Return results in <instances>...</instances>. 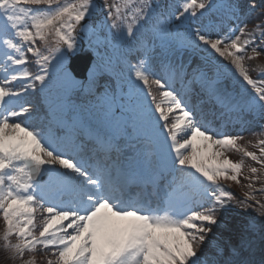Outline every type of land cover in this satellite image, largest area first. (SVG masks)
Returning a JSON list of instances; mask_svg holds the SVG:
<instances>
[{
  "label": "snow or ice",
  "instance_id": "snow-or-ice-1",
  "mask_svg": "<svg viewBox=\"0 0 264 264\" xmlns=\"http://www.w3.org/2000/svg\"><path fill=\"white\" fill-rule=\"evenodd\" d=\"M167 7L165 16L164 5L152 0H0V216L5 224L0 239L13 258L39 248L51 254L46 264H254L245 257L250 237L222 242L214 230L225 226L234 207L233 194L219 182L239 183L243 158L260 165L250 168L249 189L264 172V139L255 145L258 156L239 143L242 135L220 130L233 121L243 123L248 114L264 117V78L254 79L245 64L260 55L264 21L248 31L239 0H180L178 11ZM256 7L250 0L248 11ZM206 12L222 13L235 23L214 34L216 21L195 23L198 13ZM153 17L150 30L160 36L171 35L172 27L187 28L182 47L200 59L170 61L164 77L154 73L146 57L129 62L130 93L100 82L99 65L87 66L86 91L113 133L85 129L70 115L82 105L67 97L61 117L49 106L51 120L68 129L65 137L54 139L35 123L38 110L25 98L37 91V83L40 92L48 87L53 62L66 83L84 85L72 65L81 52V35L95 36L89 46L103 44L107 50L134 39ZM29 53L35 73L21 67ZM131 89L137 98H148L139 113L124 103ZM121 136L156 157L148 175L103 162L102 157L122 151ZM231 151L242 159H230L226 153ZM256 192L264 188L246 192L235 207L251 208L248 201ZM256 203L264 217V204ZM246 231L255 233L256 226ZM24 264H35V257Z\"/></svg>",
  "mask_w": 264,
  "mask_h": 264
},
{
  "label": "rangeland",
  "instance_id": "rangeland-1",
  "mask_svg": "<svg viewBox=\"0 0 264 264\" xmlns=\"http://www.w3.org/2000/svg\"><path fill=\"white\" fill-rule=\"evenodd\" d=\"M171 1L172 0H166L165 3H162V0H152V3L154 5L156 3H160L161 5H164L163 13L165 16H167V14L170 10L167 6L171 4ZM174 1L177 3H180V0H174ZM99 2H100V0H97V3H99ZM239 3H240V7L242 9L241 10L242 14L246 13L245 15H242V19L244 20L245 19L244 17L249 12L248 11V5L250 3V0H239ZM255 3L257 5V7L255 9H259L260 0H255ZM177 5H179V4H177ZM171 10H176V9L174 8V6H172ZM158 11H160V9H158ZM176 11H178V10H176ZM217 17H219V20L223 19V23H226L227 25L228 24L230 25L232 23V21H229L227 18L223 17L222 13H217V12L205 13V15L203 17H199V15H198L199 19H197V20L195 18L194 19H195V23H201L200 20H202V21L217 20ZM100 18L102 19V17H100ZM219 20L217 22H219ZM155 23H156V17H153L151 20H149L147 23H145L144 26L141 27L137 31L135 38L132 39L136 42L138 48L141 47L142 45H143V47L152 46V50H150V51L146 50L147 53H144V55L148 56L147 60H148V63L151 65L152 69L154 66L163 64V62H162V59L164 57L163 54H169L170 53V54L174 55V53H176L177 49L184 48V47H182V41L184 40V34L187 32V28H185V27H181L178 30L175 27H172V34L171 35L162 36L164 39L170 41V43H164L161 45H158L157 42L149 36V33H143L141 39L137 40V35L139 34V31H144L147 28L151 29L152 25ZM175 23H177V22L173 21V24H175ZM231 25H233V23ZM161 27H163V25H161ZM216 27L214 28V32L216 30ZM227 29L225 31H221L219 29L218 32H226ZM252 29L253 28H247L248 31H251ZM81 38H82L81 40L85 41L88 46L90 45V42H92V44L95 45V41H96L95 36L81 35ZM242 39H243V37H242ZM81 40L79 39V43H81L80 42ZM129 42L130 41H125L124 43H117L114 48L111 45H109L107 47V50H105V46L103 44L99 45L98 47H95V46L90 47L89 46L90 48L94 49L95 53L99 57L98 58L99 64H96V65H99V71L102 73L101 76L104 79V81H107L108 83H110L113 86H116L117 84H119L124 93H130V85L127 84L126 79L124 77L126 76L128 79H132V77H133V74H132L129 66L127 64H125V62H126L125 58H124L123 62H121V59H122L121 55L125 53L127 48H130L127 46H123V44H128ZM257 43H260V41L258 40ZM108 48L111 49L112 57H108V53H109ZM258 51L260 52V55L258 57H255L254 59H246L245 64L249 68V72L253 76L258 77V78H264V76H260L261 69H264V45H261L260 48H258ZM247 55L251 56L253 54L249 50ZM104 56H106V57H104ZM190 58L194 62H196L200 59V56L192 54L191 50L187 49V52L184 55V61H188ZM218 59L222 60L225 65L229 64V61L223 60V58H218ZM50 73H51V78L48 82V87L44 90V92L39 91L40 86L37 83V90L40 92L42 98L44 99V102L47 105L48 110H49V106L51 105L53 108H55L57 111H59V109H57V105L60 102H62L65 99V97L70 98V99L76 98L77 101L79 102V104L82 105L85 109L87 108V106L90 105L92 107L95 104V100L93 99V97L90 96L86 91V86H87L88 81L85 80L83 86H81L79 83H76V84L66 83L63 79V73H62L60 67L58 66V64L56 62L52 63L51 68H50ZM120 75H121V77H120ZM254 79H257V78H254ZM77 81L79 82V80H77ZM237 86H239V85H237ZM131 93H132V89H131ZM76 94H77V96H76ZM131 98H132V94H131ZM131 98H129V96H127V95L124 97V103H125L126 107H128V108H130V106H131V104H130ZM89 101H91V103H89ZM92 111H93V113H101L97 107H94V109ZM254 115L257 118V120H255V122L253 121L255 124V126H254L255 129L258 130L262 126L264 129V117H261L258 114H254ZM57 116L61 117L62 114L60 115L58 113ZM50 119H51V116H50ZM50 121H51L50 124L54 127L55 126L57 127V125L62 126L60 123H58L56 121H52V120H50ZM234 122L235 121H233V123ZM241 128H242L241 125L237 126V129H241ZM230 129L231 128H229V131H231ZM48 131L51 132L50 128H48L46 130V132H48ZM221 131L227 133L226 130L222 129ZM101 134H103V133H101ZM229 134H233V133H229ZM250 138L251 137L247 138L249 141V144L252 145V149H250L249 151L255 152L259 156V154H260L259 148L256 147L255 145L257 144V142L259 140L264 139V132L261 136L260 135L258 136L255 134V135H253L252 139H250ZM130 142H131L130 138H127L125 141V143H127V144ZM239 143L241 145H243L241 143V141H239ZM129 147L131 148V145H129ZM233 152H234V154L232 155L231 153H233ZM235 153L237 154L238 152L231 151V152H227L226 155L230 159H232L233 161L238 162L239 160L234 158ZM245 160H247V159L245 158ZM118 161H119V158H112V159H108L105 163H108L111 165L113 162H116V164H118ZM247 161L248 162L250 161L254 165L252 166V165H250V163L243 160L244 166H243L241 175L239 177V181H240L239 183H236V182L230 181V180H221V181L225 182L227 185H229L231 187H235V186L244 187L248 192L255 191L256 189L264 188V182H263L264 181V172H260V173H257V174H259L260 179L256 180L254 182L252 189H249L248 185H249V182H251V180L248 179L249 178L248 176L246 177L244 175L247 174V172L250 168H252V167L260 168V165L256 164L251 159L247 160ZM261 182H263V183L260 184ZM254 187H256V188H254ZM250 201L253 202V200H250ZM256 201H259L261 204H264V192H256L255 193V200L253 202L255 204V207L252 205L251 208H247V209L242 210L243 212H246V219H245L246 222L248 223V225L249 224L255 225L256 231H255V233H249L247 231H246V234L241 233L239 235V239L241 236H248L251 238V240H252L251 252L249 253L246 250L245 251V257L248 259H251L254 262V264H261L262 255H264V253H262V251H261L262 247H264V244L261 243V235L264 234V217L260 216L259 213L257 212L256 209L259 206L257 205ZM225 224H227V220L225 221ZM4 228H5V224H4V222H2V225L0 227V236H2ZM13 243H15V242H13ZM13 257H14V253L10 250H5L4 242L2 239H0V264H7V262H9V264H24V262L26 260H29V258H26V259L22 258L21 259L20 257H16V258H13Z\"/></svg>",
  "mask_w": 264,
  "mask_h": 264
},
{
  "label": "trees",
  "instance_id": "trees-1",
  "mask_svg": "<svg viewBox=\"0 0 264 264\" xmlns=\"http://www.w3.org/2000/svg\"><path fill=\"white\" fill-rule=\"evenodd\" d=\"M257 19H260V14L258 15V18ZM156 90V89H155ZM37 103H38V100L36 101ZM36 103V105H38ZM246 138H243L241 141H242V143L244 144H246V140H245ZM232 155L234 154V152L233 153H231ZM235 157V159H237V160H241V158H240V156H238V154H236L235 153V155H234ZM233 200H236V197L233 195ZM230 213V212H229ZM227 217H230V219L231 220H233V221H231V224H229V225H231L230 227H229V229H228V231H225V230H219V229H215L214 231L215 232H219L220 234H222V235H227L228 237H229V239H233L234 238V234L236 233L235 231L236 230H238V229H240L241 228V225H240V222H238L237 223V221H236V216H235V213H232V214H227ZM0 218H1V216H0ZM38 224H39V222H38ZM0 226H1V219H0ZM46 253H49V252H47V251H45ZM25 254H27V252H25ZM35 255V258H36V261H37V264H46V261H47V259H48V257L45 255V253L44 252H41L40 250H39V248H38V251L34 254ZM54 258V257H53Z\"/></svg>",
  "mask_w": 264,
  "mask_h": 264
},
{
  "label": "bare ground",
  "instance_id": "bare-ground-1",
  "mask_svg": "<svg viewBox=\"0 0 264 264\" xmlns=\"http://www.w3.org/2000/svg\"><path fill=\"white\" fill-rule=\"evenodd\" d=\"M121 139V138H120ZM120 141V140H119ZM144 152H145V148H139L138 149V152L136 153V156L138 157V158H141V157H143V154H144ZM154 160H156V157H154L153 158Z\"/></svg>",
  "mask_w": 264,
  "mask_h": 264
},
{
  "label": "water",
  "instance_id": "water-1",
  "mask_svg": "<svg viewBox=\"0 0 264 264\" xmlns=\"http://www.w3.org/2000/svg\"><path fill=\"white\" fill-rule=\"evenodd\" d=\"M72 65L75 66V61H72Z\"/></svg>",
  "mask_w": 264,
  "mask_h": 264
}]
</instances>
